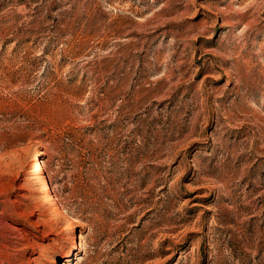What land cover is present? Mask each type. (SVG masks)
I'll return each instance as SVG.
<instances>
[{"label": "rangeland", "instance_id": "rangeland-1", "mask_svg": "<svg viewBox=\"0 0 264 264\" xmlns=\"http://www.w3.org/2000/svg\"><path fill=\"white\" fill-rule=\"evenodd\" d=\"M70 259L264 264V0H0V264Z\"/></svg>", "mask_w": 264, "mask_h": 264}, {"label": "bare ground", "instance_id": "bare-ground-1", "mask_svg": "<svg viewBox=\"0 0 264 264\" xmlns=\"http://www.w3.org/2000/svg\"><path fill=\"white\" fill-rule=\"evenodd\" d=\"M37 179L39 181V186L43 191V195L45 198L50 197L51 195V190L49 187V183L47 181V177L45 174V167L43 164H40L39 168H38V174H37ZM78 253V252H77ZM78 254H76L77 256ZM71 259L67 260L66 262H62L63 264H71Z\"/></svg>", "mask_w": 264, "mask_h": 264}, {"label": "trees", "instance_id": "trees-1", "mask_svg": "<svg viewBox=\"0 0 264 264\" xmlns=\"http://www.w3.org/2000/svg\"><path fill=\"white\" fill-rule=\"evenodd\" d=\"M123 150H125V147H124V145H123Z\"/></svg>", "mask_w": 264, "mask_h": 264}, {"label": "water", "instance_id": "water-1", "mask_svg": "<svg viewBox=\"0 0 264 264\" xmlns=\"http://www.w3.org/2000/svg\"><path fill=\"white\" fill-rule=\"evenodd\" d=\"M62 263V262H61Z\"/></svg>", "mask_w": 264, "mask_h": 264}]
</instances>
